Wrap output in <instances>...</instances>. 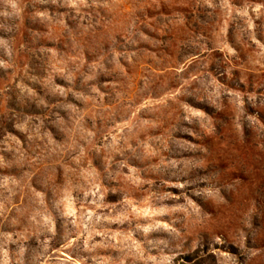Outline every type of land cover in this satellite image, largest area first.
Returning <instances> with one entry per match:
<instances>
[{
    "label": "rangeland",
    "instance_id": "rangeland-1",
    "mask_svg": "<svg viewBox=\"0 0 264 264\" xmlns=\"http://www.w3.org/2000/svg\"><path fill=\"white\" fill-rule=\"evenodd\" d=\"M0 264H264V0H0Z\"/></svg>",
    "mask_w": 264,
    "mask_h": 264
}]
</instances>
